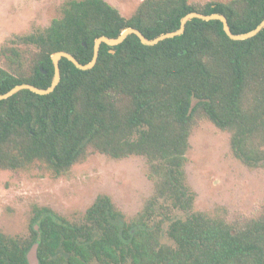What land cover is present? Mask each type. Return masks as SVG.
Instances as JSON below:
<instances>
[{"label":"trees","instance_id":"trees-1","mask_svg":"<svg viewBox=\"0 0 264 264\" xmlns=\"http://www.w3.org/2000/svg\"><path fill=\"white\" fill-rule=\"evenodd\" d=\"M193 11L224 14L243 34L264 20V0H142L129 17L107 0H68L48 26L0 46V93L50 87L57 51L87 64L99 37L134 27L153 39ZM60 67L52 93L23 89L0 100V170L40 166L61 177L95 153L139 155L154 192L130 218L105 194L75 220L36 208L27 234L0 230V264H29L35 244L39 264H264V208L210 216L195 208L186 173L190 138L204 120L230 133L244 164L264 167V29L235 40L221 20L193 18L182 35L155 45L135 34L103 43L92 69L65 57Z\"/></svg>","mask_w":264,"mask_h":264},{"label":"rangeland","instance_id":"rangeland-1","mask_svg":"<svg viewBox=\"0 0 264 264\" xmlns=\"http://www.w3.org/2000/svg\"><path fill=\"white\" fill-rule=\"evenodd\" d=\"M68 0H0V46L16 34L48 26ZM129 17L142 0H107ZM204 1V0H199ZM0 65L5 66L0 58ZM187 182L197 193L195 208L232 220L237 213L257 215L264 208V167H249L232 152L230 133L204 120L190 138ZM145 157L115 159L95 153L56 177L40 166L0 170V230L27 234L35 209L50 207L75 220L101 194L109 195L127 218L136 215L154 192Z\"/></svg>","mask_w":264,"mask_h":264},{"label":"water","instance_id":"water-1","mask_svg":"<svg viewBox=\"0 0 264 264\" xmlns=\"http://www.w3.org/2000/svg\"><path fill=\"white\" fill-rule=\"evenodd\" d=\"M193 18H199V19H203V20H213V19L221 20L223 23V28H224L226 34L230 38L235 39V40H243V39H248V38L254 37L264 29V20H263L252 31L247 32V33H243V34H237V33H234L232 31L231 26H230L229 21H228V18L224 14H221V13L203 14V13H200L197 11H193V12L186 14L182 18L181 26L178 30L161 34V35H159L153 39L148 38L140 29L130 27V28L125 29L117 37H108V36L99 37L96 40L95 45H94L93 58L87 64L80 62L70 52H67L64 50H60V51L55 52L52 55V60L54 63V68H55V74H54V78H53V81H52V84L50 87L41 88V87L36 86L34 84H31V83L18 84L15 87L11 88L9 91H7L5 93H0V100L7 99V98L11 97L12 95L16 94L17 92H19L20 90H23V89H29V90H31L37 94H41V95H47V94L52 93L55 90V88L58 86V84L61 80L62 72H61V67H60V60L64 57L69 59L70 61H72L80 69H83V70L92 69L98 61L101 45L103 43H106L107 45L114 47V46H117V45L121 44L122 42H124L125 39L129 35L135 34L140 38L142 43H144L146 45H155V44L159 43L160 41L165 40L167 38H172V37L182 35L186 30V25H187L188 21H190ZM112 52H115V50H112ZM45 72H46V70H45ZM37 251H38V245L35 244L28 254L29 264H39V258L37 256Z\"/></svg>","mask_w":264,"mask_h":264}]
</instances>
